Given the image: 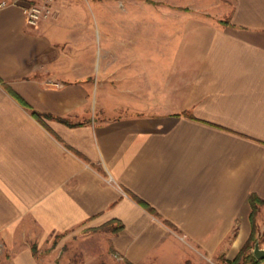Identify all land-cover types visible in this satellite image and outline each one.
Masks as SVG:
<instances>
[{
  "label": "crops",
  "instance_id": "0c3cea01",
  "mask_svg": "<svg viewBox=\"0 0 264 264\" xmlns=\"http://www.w3.org/2000/svg\"><path fill=\"white\" fill-rule=\"evenodd\" d=\"M7 1L0 264H56L85 233L137 264L233 259L252 231L251 193L264 198V0L110 3L143 10L146 24L161 14L154 33L113 38L156 50L103 61L102 5L91 16L54 0L31 26L23 5L42 0ZM256 226L264 237V204Z\"/></svg>",
  "mask_w": 264,
  "mask_h": 264
},
{
  "label": "rangeland",
  "instance_id": "374dc122",
  "mask_svg": "<svg viewBox=\"0 0 264 264\" xmlns=\"http://www.w3.org/2000/svg\"><path fill=\"white\" fill-rule=\"evenodd\" d=\"M123 0H55V3H61L62 5H78L80 10H84V15H91L93 16V7L92 4L95 5H102L100 11L98 13V17L96 18V22L99 21V32L95 34L93 40V46L95 48L96 53H98L100 60H104L109 53H120L121 55L124 54H140L144 52H150L156 50L157 45L153 44H119L113 38L116 36H124L121 37L123 39L128 40L131 36H139L144 35L145 31L147 33H154L156 30V22H160V11H148V23L146 24L145 12L142 10L140 11L139 8L131 9L130 11H108V5L110 3H119ZM128 2L132 4H137L141 2H145L144 0H128ZM147 3H159L164 2L161 0H146ZM163 12L164 16L167 17L171 14L169 13V8H166ZM166 19V18H165ZM108 25L112 28L115 32L112 35L107 34ZM147 27V28H146ZM146 29V30H145ZM119 41V40H118ZM155 48V49H154ZM102 231V229L97 230ZM81 239V240H79ZM264 240V237L260 236L259 240ZM98 242V245L96 244ZM255 243V242H254ZM108 244L107 239L102 236L97 238L92 234H86L81 237H74L69 244L63 247L62 252L57 256L55 259L56 264H75L80 260L86 259H93L94 261L97 260V264H137L127 260L121 254L115 252L112 248L109 247L107 250L106 246ZM253 242L250 243V246L246 248L243 252L241 257L238 261L234 263H228V259L225 256V253H218L208 257L207 261L209 264H250L251 257L253 255ZM71 251L66 252L65 250ZM98 250V251H97ZM68 253V263L66 259H64V253ZM71 252V253H70ZM238 254V253H237ZM237 256V255H236ZM235 256V257H236ZM234 257V258H235ZM233 258V259H234ZM73 261V262H71ZM96 264V262H94ZM190 261H186L183 264H189Z\"/></svg>",
  "mask_w": 264,
  "mask_h": 264
},
{
  "label": "trees",
  "instance_id": "16d2710c",
  "mask_svg": "<svg viewBox=\"0 0 264 264\" xmlns=\"http://www.w3.org/2000/svg\"><path fill=\"white\" fill-rule=\"evenodd\" d=\"M13 94L17 98H19V100H21L23 102V104H25L26 106H29L19 95H17L16 93H13ZM32 113L35 116H38L36 111L33 110ZM249 200H250V204H251V207H252V211H251V215H250L252 231H251V234H250L248 240L242 246V248L238 252L237 256L234 259H232V260H228L227 261L228 263H234V262L238 261V259L241 257L243 252L246 250V248H248L250 246V243L253 242V244H254V242L258 239L257 226H256V214H257L260 206L264 204V198H260L256 194L251 193ZM119 227H114L113 228L114 231L118 230ZM100 228H108V224L107 225H103ZM263 260H264V258L263 259H258L253 254L252 257H251V260H250L251 261L250 264H260V262H262Z\"/></svg>",
  "mask_w": 264,
  "mask_h": 264
},
{
  "label": "built area",
  "instance_id": "2783aa9c",
  "mask_svg": "<svg viewBox=\"0 0 264 264\" xmlns=\"http://www.w3.org/2000/svg\"><path fill=\"white\" fill-rule=\"evenodd\" d=\"M54 0H42L39 2H29L23 5V12L28 25L37 26L41 21L50 18L53 15ZM16 3V1H0V6H6Z\"/></svg>",
  "mask_w": 264,
  "mask_h": 264
},
{
  "label": "water",
  "instance_id": "95a60500",
  "mask_svg": "<svg viewBox=\"0 0 264 264\" xmlns=\"http://www.w3.org/2000/svg\"><path fill=\"white\" fill-rule=\"evenodd\" d=\"M253 254L258 259L264 258V246H261L259 239H257L254 243Z\"/></svg>",
  "mask_w": 264,
  "mask_h": 264
}]
</instances>
